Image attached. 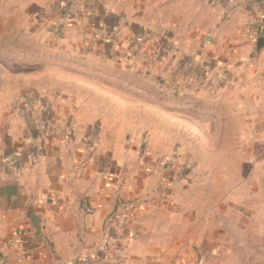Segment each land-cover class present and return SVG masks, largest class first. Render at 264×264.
Returning a JSON list of instances; mask_svg holds the SVG:
<instances>
[{
  "label": "rangeland",
  "instance_id": "obj_1",
  "mask_svg": "<svg viewBox=\"0 0 264 264\" xmlns=\"http://www.w3.org/2000/svg\"><path fill=\"white\" fill-rule=\"evenodd\" d=\"M45 3L0 0V128L29 119L45 135L65 134L79 122L114 151L119 180L128 174L141 198L179 197L202 225L213 203L214 248L206 236L182 234L171 259L264 264V173L245 165L247 135L261 126L246 120L264 112L254 105L260 97L238 76L177 77L156 60L108 59L109 46L76 42L81 32L62 17L69 10ZM138 199L124 204L125 215L143 209Z\"/></svg>",
  "mask_w": 264,
  "mask_h": 264
},
{
  "label": "crops",
  "instance_id": "obj_2",
  "mask_svg": "<svg viewBox=\"0 0 264 264\" xmlns=\"http://www.w3.org/2000/svg\"><path fill=\"white\" fill-rule=\"evenodd\" d=\"M45 1L47 10H69L64 26L81 32L78 44L109 46L108 59L156 60L177 77L238 76L264 109V48L255 52L264 0ZM258 116L246 120L261 126L247 135L254 143L245 165L264 173V112ZM28 120L0 128V264H181L170 256L182 234L206 236L214 248L212 202L202 225L179 197L141 198L128 174L119 180L114 151L79 122L71 133L45 135ZM136 197L143 209L135 219L124 207ZM30 213L41 219L39 235Z\"/></svg>",
  "mask_w": 264,
  "mask_h": 264
},
{
  "label": "water",
  "instance_id": "obj_3",
  "mask_svg": "<svg viewBox=\"0 0 264 264\" xmlns=\"http://www.w3.org/2000/svg\"><path fill=\"white\" fill-rule=\"evenodd\" d=\"M263 48H264V37L260 36L257 38L256 43H255V52L260 53ZM29 218L33 223V227L37 235H39V232L41 230V227H40L41 219L31 213L29 215Z\"/></svg>",
  "mask_w": 264,
  "mask_h": 264
}]
</instances>
